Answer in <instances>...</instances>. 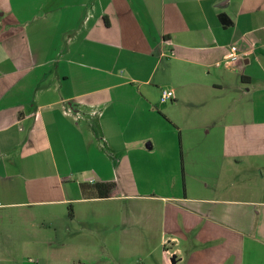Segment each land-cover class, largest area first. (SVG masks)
I'll return each mask as SVG.
<instances>
[{"label": "crops", "instance_id": "1", "mask_svg": "<svg viewBox=\"0 0 264 264\" xmlns=\"http://www.w3.org/2000/svg\"><path fill=\"white\" fill-rule=\"evenodd\" d=\"M142 159L197 182L143 192ZM2 219L8 264L178 262L191 224L264 264V0H0Z\"/></svg>", "mask_w": 264, "mask_h": 264}, {"label": "rangeland", "instance_id": "2", "mask_svg": "<svg viewBox=\"0 0 264 264\" xmlns=\"http://www.w3.org/2000/svg\"><path fill=\"white\" fill-rule=\"evenodd\" d=\"M168 89V88H166ZM238 89V88H237ZM238 93V90H236ZM173 101H168L166 103L161 104L163 107L164 105H172ZM183 114V113H182ZM180 119H182L181 123H183V117L181 115V112L179 113ZM166 122L168 125L166 128H159L161 130L162 134L166 133L168 136H172L174 140L177 142L178 146H181V141H182V133H183V128H178L175 125L172 120L170 121L167 117ZM170 130L167 131L168 128ZM201 130V129H198ZM204 132V130H202ZM181 132V133H180ZM186 133V130L184 131ZM200 136L202 137H207L208 135H204L200 131ZM211 134L208 136L210 138ZM149 141V140H147ZM146 145V144H145ZM201 145H204L206 148V144L202 142L201 144L194 143L193 144V149H195L196 152L199 151V148ZM210 147V144H209ZM141 161V175L138 176L139 179H143V183H141V191L146 192V193H160V194H179L183 195L186 188V184H190L191 180H194L197 182L196 179H189L187 182L183 176V173L180 171L177 175V183L176 186L172 184L171 179L174 174H165L164 172H155L153 171V168L146 167L148 164L147 159H142ZM205 166L206 167H211L212 163L210 160L204 159ZM218 165V164H217ZM214 167L216 166L215 164L213 165ZM176 177V176H175ZM189 178V177H188ZM175 180V179H172ZM150 181V182H149ZM0 220V226L5 225L6 221L8 224V220ZM200 229L196 228L194 224H191V227H186L183 225V260L178 261L176 263H173L172 261V255L165 254L164 257H161V253L159 251L158 254L152 255L147 259V261H151L152 264H241L243 259H246V264H253L252 261H255L254 264H258V259L262 256V252H259L261 255H257V259L254 260L253 256L251 255V251L247 246L245 242V248L244 244H242V241L239 240L238 236L236 235H231V236H224L227 235V231H222L218 237L213 238L212 240H206L200 232ZM188 232L190 234H188ZM220 236V237H219ZM4 237H0V258L4 259L6 258L9 260V256H5V253L3 252V247H4ZM18 245V244H17ZM251 246V245H250ZM247 248V250H246ZM160 249V248H159ZM220 249V251L217 253V255L212 254L213 250ZM242 251V253L240 252ZM246 250V255L244 257V252ZM259 251V249L257 248ZM7 255V254H6ZM97 258V257H96ZM21 264L26 263L25 261L23 262L22 259L20 258ZM242 259V261H241ZM1 260V259H0ZM3 264H8V262L5 261H0ZM241 262V263H240ZM13 264H18L13 263ZM123 264H127V261L124 260Z\"/></svg>", "mask_w": 264, "mask_h": 264}, {"label": "trees", "instance_id": "3", "mask_svg": "<svg viewBox=\"0 0 264 264\" xmlns=\"http://www.w3.org/2000/svg\"><path fill=\"white\" fill-rule=\"evenodd\" d=\"M222 24L227 27L231 24L227 15L224 13L219 14ZM116 182L114 181H96L92 183H83V194L85 197H109L116 189Z\"/></svg>", "mask_w": 264, "mask_h": 264}, {"label": "built area", "instance_id": "4", "mask_svg": "<svg viewBox=\"0 0 264 264\" xmlns=\"http://www.w3.org/2000/svg\"><path fill=\"white\" fill-rule=\"evenodd\" d=\"M240 58L239 49L236 44L231 45L230 51L226 54L225 60L227 64H233L236 61H238ZM175 98V93L171 89H164L162 90L161 96H160V102L166 103L170 100H173Z\"/></svg>", "mask_w": 264, "mask_h": 264}, {"label": "water", "instance_id": "5", "mask_svg": "<svg viewBox=\"0 0 264 264\" xmlns=\"http://www.w3.org/2000/svg\"><path fill=\"white\" fill-rule=\"evenodd\" d=\"M172 261H173V263H176L175 255L172 257Z\"/></svg>", "mask_w": 264, "mask_h": 264}]
</instances>
